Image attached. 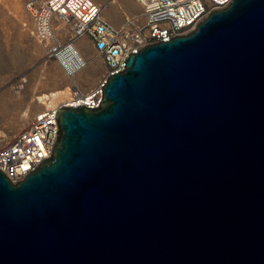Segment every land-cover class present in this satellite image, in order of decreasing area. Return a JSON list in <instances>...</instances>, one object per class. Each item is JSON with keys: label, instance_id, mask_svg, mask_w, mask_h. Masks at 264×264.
I'll use <instances>...</instances> for the list:
<instances>
[{"label": "water", "instance_id": "obj_1", "mask_svg": "<svg viewBox=\"0 0 264 264\" xmlns=\"http://www.w3.org/2000/svg\"><path fill=\"white\" fill-rule=\"evenodd\" d=\"M52 157L0 171V264H264V0L131 54Z\"/></svg>", "mask_w": 264, "mask_h": 264}, {"label": "built area", "instance_id": "obj_2", "mask_svg": "<svg viewBox=\"0 0 264 264\" xmlns=\"http://www.w3.org/2000/svg\"><path fill=\"white\" fill-rule=\"evenodd\" d=\"M137 1L144 9L143 21L129 20L122 26L104 20L101 6L93 0H28L26 9L35 22V35L46 45L50 59L59 61L68 46L67 40L75 43L74 36H86L103 58L108 80L126 69L131 54L192 34L211 14L228 8L234 0ZM55 22L71 25L75 33L66 38ZM104 84L93 89L91 95L78 98L74 94L71 102L38 112L27 128L0 144V171L13 183L36 171L52 157L59 133L58 111L63 107L99 108Z\"/></svg>", "mask_w": 264, "mask_h": 264}, {"label": "rangeland", "instance_id": "obj_3", "mask_svg": "<svg viewBox=\"0 0 264 264\" xmlns=\"http://www.w3.org/2000/svg\"><path fill=\"white\" fill-rule=\"evenodd\" d=\"M3 15L10 16L0 5V17ZM93 51L98 57L99 65L95 71L90 69L87 72L91 74L89 79H86L85 72L69 77L59 61L50 59L48 52L34 50L31 44L25 39H20L14 30L3 25L0 20V128H4L7 122L23 112L24 108L34 100L33 92L38 91L48 78L51 79L49 81L51 83L55 73L64 79L63 86L78 87L82 92L96 89L104 84L108 69L103 58L95 49ZM85 68H89L88 62ZM55 88L45 90L44 93L55 91ZM28 125L29 123L20 131Z\"/></svg>", "mask_w": 264, "mask_h": 264}, {"label": "bare ground", "instance_id": "obj_4", "mask_svg": "<svg viewBox=\"0 0 264 264\" xmlns=\"http://www.w3.org/2000/svg\"><path fill=\"white\" fill-rule=\"evenodd\" d=\"M28 1V0H27ZM25 0H0V5L7 11L8 15L0 17L3 25L14 30L20 39H25L31 44L34 50L39 52H47L46 45L40 42L35 35V22L31 15L27 12ZM137 22L143 21V18H136ZM58 24L59 30L65 35L66 38L73 36L75 33L74 28L71 25H66L61 22H55ZM75 43L68 41L66 51L59 56L61 67L66 71L69 77H75L81 72L86 73V79L91 74H88L89 70L95 71L99 65L98 57L93 51V45L91 40L84 37H75ZM86 58V59H85ZM86 62L89 63V68L86 69ZM105 63V62H104ZM108 75V73H107ZM51 79H47L38 91L33 92L34 100L24 108V111L18 114L14 119L6 123V126L0 128V144L8 141L25 127L28 123L33 120L31 119L38 112L42 111L46 107H58L60 105L71 102L75 97H82L91 95L93 89L87 92H81L78 87L71 88L69 85H64V79L58 76L56 73L53 74L52 82ZM57 86H59L57 88ZM56 87L55 91L44 93L45 90ZM20 89V88H19ZM75 92V93H74ZM75 94V97H74ZM34 105V106H33ZM35 107V108H33Z\"/></svg>", "mask_w": 264, "mask_h": 264}, {"label": "crops", "instance_id": "obj_5", "mask_svg": "<svg viewBox=\"0 0 264 264\" xmlns=\"http://www.w3.org/2000/svg\"><path fill=\"white\" fill-rule=\"evenodd\" d=\"M93 1L101 6L103 19L116 26H122L129 20L143 18L144 16L143 6L137 0Z\"/></svg>", "mask_w": 264, "mask_h": 264}]
</instances>
